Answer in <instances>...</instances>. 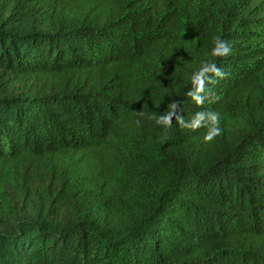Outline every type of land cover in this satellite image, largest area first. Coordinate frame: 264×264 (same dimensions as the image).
<instances>
[{
    "label": "trees",
    "instance_id": "1",
    "mask_svg": "<svg viewBox=\"0 0 264 264\" xmlns=\"http://www.w3.org/2000/svg\"><path fill=\"white\" fill-rule=\"evenodd\" d=\"M0 264H264V0H0Z\"/></svg>",
    "mask_w": 264,
    "mask_h": 264
},
{
    "label": "clouds",
    "instance_id": "2",
    "mask_svg": "<svg viewBox=\"0 0 264 264\" xmlns=\"http://www.w3.org/2000/svg\"><path fill=\"white\" fill-rule=\"evenodd\" d=\"M232 51L231 44L221 37H215L214 46L211 49V54L214 57H226ZM212 73L216 77H223L225 73L215 63H205L197 72L193 73L192 81L195 85L194 89L188 92V95L197 104H203L207 98L205 92V82L212 79ZM181 101L172 100L164 114L150 117L155 124L167 130L172 127L173 117L176 122L185 128L196 130L204 127L206 129L203 136L205 143L211 142L216 136L220 135L221 128L219 127L220 115L215 111H200L194 114L190 121H184L181 115L178 114ZM139 123V121H137Z\"/></svg>",
    "mask_w": 264,
    "mask_h": 264
}]
</instances>
